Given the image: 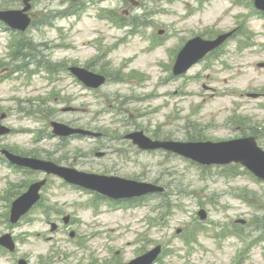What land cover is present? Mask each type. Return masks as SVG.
Segmentation results:
<instances>
[{"label":"rangeland","instance_id":"1","mask_svg":"<svg viewBox=\"0 0 264 264\" xmlns=\"http://www.w3.org/2000/svg\"><path fill=\"white\" fill-rule=\"evenodd\" d=\"M90 1L79 0L87 6L81 19L74 15L66 19L57 18L51 25L41 24L40 20L47 16L56 17L63 8L71 6L72 0L36 1L31 10L36 24L22 32L20 39L25 44L33 45L35 51L47 54L50 60L67 61L66 64L93 63L95 70L105 71L114 77L102 87L95 98L92 95H82L71 86V79L65 72L61 73L65 81L57 88L54 85L42 88L45 82L37 75L34 76L33 85L26 89L12 79L0 84V114L7 113L2 122L16 131L3 138L4 144L1 145L27 154L34 153L45 159H59L65 164L83 167L80 163L82 161L83 165L91 167L92 170H105L131 177L141 176L140 180L160 182L176 195V201L171 199L172 204L177 205L173 206L172 211L168 207H162L166 208V219L170 217L169 230L175 235L178 227H183L190 221L184 208L190 212L199 208L196 200L199 198L196 194H199L204 197L203 208L209 211L206 219L208 229L216 227H211L210 223L226 222L229 216L250 220L249 224L231 225L243 226L245 234L255 240L254 246L245 253L242 264H264V225L261 223H264V206L251 211L248 205L236 197V193L247 192L264 204V184L259 185L249 180L247 175L239 174L231 178L217 174L223 171L222 167L203 170L178 155L161 152L138 154L124 140H113L114 143L123 145L128 152L127 157L119 158L110 150L103 149L111 148L110 146L102 148L97 142L70 138L60 142L46 136L35 142L34 134L21 131L22 128L37 131L45 126L46 121L49 125L52 121H60L74 126L100 129L115 137L131 130L143 129L151 137L164 135L184 141L195 131L201 132L202 139L215 141L240 136L244 132L260 131L259 128L264 125V98L254 99L247 94L264 92V67L259 65L264 62V21L252 16L241 29L243 34H239L241 47H237L236 39L230 40L218 58L201 61L185 76L176 77L172 74L175 60L172 56L185 40L193 34L206 35L209 30L214 36L231 30L243 23L242 13H248L246 7L232 6L231 0H208L203 5L204 9L199 7L197 0ZM20 4L21 0H0L2 9L20 8ZM99 6L117 7V12L127 18L138 16L145 21L146 35L156 34L160 29L165 33L154 36L157 40L154 47L149 46L146 35L143 37L141 33L125 37L119 46L106 42L104 54L97 57L98 52L90 45L94 36L93 28L102 29L106 36L111 35L103 24L90 17ZM58 26L62 28L61 31L57 29ZM248 34H251V40L247 39ZM8 37V33L0 30L1 75L4 74V67H9V62L12 61L11 55L6 51ZM43 42H47V47L42 46ZM249 42H255V46L246 51L241 49ZM123 57L128 58V61H123ZM30 68L35 69V66L30 65ZM123 75L131 79L125 83L115 81L116 76ZM131 80L134 82L131 83ZM35 88H39L38 91ZM12 97H21L25 101L22 104L26 106V112H31L36 118L32 115L26 118L25 113V119H22L19 116L18 101H14ZM70 106L77 107L78 111H66ZM96 110L97 114L94 113ZM117 111L120 112L119 115L116 114ZM231 113L239 115L229 122ZM238 120L245 124L238 125ZM43 130L42 136L51 128L47 126ZM258 142L264 148V136ZM98 147L101 148L96 149ZM119 150L124 148L119 147ZM100 151H107L108 155L99 158L96 153ZM87 161L94 163L90 166L85 164ZM43 174L39 172L22 179L23 174L16 175L0 165V236L11 233L16 240L14 253L0 248V264H17L20 258H25L30 264H89L93 257H97L100 263L117 264L133 257L135 245L130 241L133 234L125 226L128 223L135 226L139 215L133 217L127 213L114 212L102 202L100 211L96 213L90 205L93 201L91 195L75 192L69 186L60 184L58 179H54L43 191L40 208L31 214V221L11 227L7 221L8 212L10 215L11 204L23 188L17 193L14 189H9V184H19L28 177L30 183L33 178H42ZM179 190H185L188 195L178 196ZM207 194L212 197L213 202L209 203V197H205ZM179 204L183 208H179ZM54 207L62 210L64 215L72 214L75 217L77 223L74 229L77 233L76 238L71 241H83V249L75 244L71 247L65 244L63 239L69 241L65 233H61L62 244L65 246L61 253L57 246H53L57 239L38 237V232L51 231L43 209L52 211ZM146 209L140 208L143 213L147 212ZM57 216L56 213L52 214L53 218H58ZM257 218L260 222L255 224ZM25 230L29 231V237L23 234ZM107 232L117 238L112 242L107 241ZM199 240L210 246L212 251L205 254L204 259L195 256L189 264H205L210 259L217 264H230V258L239 244L236 237H231L221 250L216 247L207 231L201 232ZM172 248L176 252H184L179 235H176ZM118 250L121 251L117 253ZM167 260L169 262L164 264H184L173 256Z\"/></svg>","mask_w":264,"mask_h":264},{"label":"water","instance_id":"2","mask_svg":"<svg viewBox=\"0 0 264 264\" xmlns=\"http://www.w3.org/2000/svg\"><path fill=\"white\" fill-rule=\"evenodd\" d=\"M24 1L25 3H28L30 0H24ZM257 3L259 6L264 7V0H257ZM27 9H29V5L27 6L26 10ZM17 16L20 17L23 22L27 23L26 17L21 15V12H15V11L0 12V18L4 19L7 22L13 21V19H15ZM216 43L217 42L210 43V42L201 41L200 39H196L189 43L187 48L184 50L183 55H186L188 57L191 56L198 57L199 55L204 53L207 49L213 47V45H215ZM237 154L238 153H232L229 157H227L226 155L224 156L222 154V156L215 157V160L216 161L230 160L236 158ZM262 171L264 173V168Z\"/></svg>","mask_w":264,"mask_h":264}]
</instances>
